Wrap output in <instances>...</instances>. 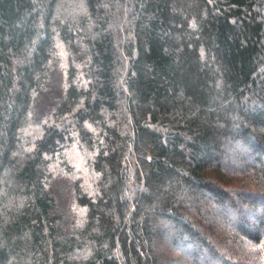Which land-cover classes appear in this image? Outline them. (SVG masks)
<instances>
[{
    "label": "trees",
    "instance_id": "obj_1",
    "mask_svg": "<svg viewBox=\"0 0 264 264\" xmlns=\"http://www.w3.org/2000/svg\"><path fill=\"white\" fill-rule=\"evenodd\" d=\"M260 185L264 0H0V264H264Z\"/></svg>",
    "mask_w": 264,
    "mask_h": 264
},
{
    "label": "rangeland",
    "instance_id": "obj_2",
    "mask_svg": "<svg viewBox=\"0 0 264 264\" xmlns=\"http://www.w3.org/2000/svg\"><path fill=\"white\" fill-rule=\"evenodd\" d=\"M62 59H65V53L63 48H61ZM69 165L73 168V176L69 177L70 182H74L73 180L81 179L83 182H88L90 179L89 168H88V155L84 151V148L78 141H75L69 148L65 150ZM240 188H243L242 186ZM257 190L264 193V186H258ZM75 209V208H74ZM261 210H257V212ZM240 259V258H239Z\"/></svg>",
    "mask_w": 264,
    "mask_h": 264
}]
</instances>
